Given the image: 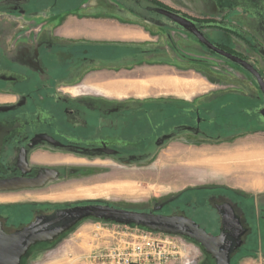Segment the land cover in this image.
<instances>
[{"label": "rangeland", "instance_id": "obj_1", "mask_svg": "<svg viewBox=\"0 0 264 264\" xmlns=\"http://www.w3.org/2000/svg\"><path fill=\"white\" fill-rule=\"evenodd\" d=\"M64 1L0 0V72L9 70L21 81H0V120L28 122L27 118L37 114L41 117L37 105L43 118L55 115L62 124L75 127L98 129L103 125L105 134L114 137L75 145L74 141L62 144L53 137L34 134L17 149L8 146V165L0 172V214L28 222L37 214L60 208L101 204L170 216L184 212L188 204L208 202L221 187L242 195L243 199L237 200L248 208L256 209L257 201L258 213L264 218V177L249 180L243 173L227 174L217 168L221 160L230 166L232 157L241 152L264 164V121L259 117L248 124V119H237V129L219 133L215 129L175 128L140 149L125 141L131 135L127 127L132 121L130 113L150 103L180 101L188 108L209 103L204 108H215L214 102L245 98L257 107L264 106V96L254 78L206 51L164 17L137 18L125 7L123 16L106 17L108 13L114 15L106 0H80L76 10L67 8ZM159 2L205 24L231 27L233 34L212 29L205 32L209 41L226 50L231 47L264 75V0H224L221 14H215V0ZM86 20L133 25L145 32L148 40L123 39L119 43L133 47H119L116 55L108 57L97 54L108 60H79V50L70 46L104 43L84 39L83 32L77 34L79 27L68 36V24L82 26ZM158 54H166V58ZM156 75L163 76L157 79ZM131 78H146L135 81L142 94H117L107 89L111 83L134 82ZM112 79L116 80L103 83ZM144 83L149 87L144 88ZM196 115L208 116L203 109ZM105 117H112L116 123L100 120ZM112 124L118 129L112 131ZM186 212L195 215L192 208ZM113 226L126 234L140 229L129 226L124 230V225L87 219L55 241L35 246L22 264H117L115 245L108 233ZM180 237L186 242L184 258L171 256L167 263L149 264H215L198 243ZM253 241L247 248L257 255L241 251L233 257V264H264V245Z\"/></svg>", "mask_w": 264, "mask_h": 264}, {"label": "flooded vegetation", "instance_id": "obj_2", "mask_svg": "<svg viewBox=\"0 0 264 264\" xmlns=\"http://www.w3.org/2000/svg\"><path fill=\"white\" fill-rule=\"evenodd\" d=\"M77 1H80V0H65L63 2V5H68L69 8L76 10L78 7L76 4ZM88 1L89 0H85V2H88ZM222 1H224V0H222ZM230 1L233 2L234 0H230ZM242 1H244V0H241V2ZM111 2H113V4L116 5L118 8H116V10L113 11L114 15L108 13L106 17H111V16L114 17L115 16L117 18L119 16H123L124 12L122 11V9H123V7H125L126 10L130 13L129 14L130 16H134V17L139 18L140 16L150 15V16L158 17V18L164 17V18L170 20L169 18L158 13L159 10L163 9V10H169L172 12L179 13V14L183 15L184 17H187V18L195 21L197 23L198 29L204 34V36L206 38H207V33L205 32L206 29L220 30L223 32L233 34V29L231 27L225 26L223 24L215 23L214 27H209V26H206L204 28L199 27L198 22L204 24L205 22H203V20H198V19H196V18H194L188 14L181 12V11H178L176 9H172V8H170L164 4H161L159 2V0H155V1L152 0V2H154V3H152L150 1L148 4L145 3V0H111ZM55 4L57 6L59 3L56 2ZM244 11L245 10H243V12ZM99 12H103V11L99 10ZM98 14L104 15L102 13H98ZM171 22H173V21L170 20V24H171ZM127 26L130 27L131 29H134L133 25L127 24ZM177 27H178V30L185 32L188 36H190L194 40H196V42H198L206 51H208L209 53L213 54L216 57H219V56L215 55L213 52H211L210 50H208L206 47H204L197 40V38H195L193 35L186 32L184 29L180 28L178 25H177ZM152 37L155 38V36H152ZM217 46L226 50L224 47H222L220 45H217ZM119 47H125V48L129 49L130 47H133V46H130L128 44L119 43V42H104V43H96V44H74V45L70 46V48H72L74 50H79V55L77 57V59H79V60L87 59V60H101V61L108 60V58H107L108 56L116 55ZM229 48H230V50H226V51L231 52L232 54H235V55L247 60L248 62H250L246 57L242 56V54L237 53L231 47H229ZM72 49H70V50H72ZM98 53L99 54H105L107 57H98V55H97ZM81 54H83V55H81ZM141 54H145V52H143ZM92 55H94L95 57H92ZM225 61H227V60H225ZM228 63H230V62H228ZM233 65H235V64H233ZM236 66L241 68L238 65H236ZM245 72H247V71H245ZM249 75L251 77H253L251 74H249ZM19 80H20V77L17 74L11 73L9 70L5 71L3 73L0 72V81H4V82L8 81L9 83H14V82L18 83V82H21ZM23 80H25V78H23ZM255 82H256V80H255ZM256 84H257V82H256ZM257 86H258V84H257ZM258 88H259V86H258ZM173 102H180V101H173ZM214 103H212V104H214ZM150 104H152V103H150ZM204 105H209V103L202 104L199 107L196 106L195 108H190L189 111L187 110L188 113H185V116L191 118V120H193L195 122V125L188 123L185 125L175 126L171 129H169L167 132H164L163 134L169 133V131L171 132L173 129L180 128V127H191L195 130L201 129L203 131L207 130V129H202L201 125H203L204 121L206 119H208L209 115L207 114L208 115L207 117H204V116L199 117L198 115H196L199 111H201L200 109L203 108ZM35 107L38 109V112L40 113L41 117H39V114H37L36 116H34V118H27L30 120L28 122H25L23 120H21V121H18L15 119L13 120V118H5L4 120H0V126L1 127L5 128V129H11L12 130L9 133V135L4 137V139H3V147H2V151H1V157H0V172L4 169V167L6 168V166L8 165L7 162L5 161L6 160L5 156H6V151H7L8 146L13 145L11 147L14 149H17L18 148L17 146H20L22 144V142L27 141L31 136H34V134H38L40 136L41 135H47L50 137H53V135H52L53 132H55L56 134H59V132L55 128L56 125L53 126V125H50L48 123V120L52 119L53 115H47L46 116L47 118H43V114L41 113L42 110L37 105H35ZM141 107H143V106H141ZM141 107H138L137 109H139ZM261 108H263V106H259L257 108L258 109L257 110L258 111L257 117H259L260 119H261V116L259 114V111L261 110ZM210 117H212V119L209 121L210 124L214 123V126H215V112H213ZM71 127L77 128L73 125ZM235 129H237V128L230 129L227 131H233ZM153 130H154V126L152 125L151 130H149V129L147 130L146 128H144L141 131H137V134L144 133V132L149 133V131H153ZM209 131L214 132L213 130H209ZM219 132H221V131H215V133H219ZM66 137H68V139H69L68 141L64 138H62V139H58V138L56 139L55 137H53V138L57 142H62V144H65V143L71 144L74 141V140L69 138L70 136L66 135ZM135 137H136V135H134V133H132L129 137H127V139H125V141H127V142L130 141L131 143H135ZM159 137H161V136H159V135L156 136V138L154 140H157ZM74 144L76 145V143H74ZM215 193L208 199V202L203 201V202L194 203L193 206L188 204V207L186 210H190L192 208L195 215L194 214L193 215L188 214L186 212V210L184 212L178 213V214H180L184 217H187L189 219H192L193 221L198 223L201 226V228H203L210 235L215 236V237L219 236L222 233V231H223V219L225 217L231 218V216H234L235 218H237L239 223L241 224V226L245 229V235L242 238L243 245L241 246V248L238 250V252L236 254H239L241 251H245V250H249L248 252L253 253L254 250L252 248L246 249L247 246L249 247L248 244H250V242H254L253 240H258L259 245H261V244L264 245V218L261 217L258 213L257 201H255L256 209L255 208H248V207H246V205H244L243 203H241L237 200L240 197L242 198V195H240L238 192H236L234 190L230 191V190L221 189V187H217V191H215ZM2 213H4V212H2ZM49 213H51V212H49ZM49 213L37 214L34 217V219L39 215L49 214ZM178 214L175 213V215H178ZM34 219H32L28 222L27 221L20 222L15 218L4 216V215L0 214V225H1V229L6 234L11 235V234H14L18 231H21L22 229L27 227ZM255 219L257 220L256 223L253 222V220H255Z\"/></svg>", "mask_w": 264, "mask_h": 264}, {"label": "water", "instance_id": "obj_3", "mask_svg": "<svg viewBox=\"0 0 264 264\" xmlns=\"http://www.w3.org/2000/svg\"><path fill=\"white\" fill-rule=\"evenodd\" d=\"M180 28L193 35L208 50L230 63L240 66L256 80L264 96V76L247 60L211 43L198 29L197 23L169 10H159ZM264 121V106L259 111ZM0 126V157L3 139L11 132ZM87 219L118 225L135 226L149 231L179 235L198 243L215 260V264H232V259L243 245L245 229L234 216L223 219V231L215 237L201 226L182 215H163L131 211L110 205L88 204L60 208L37 216L27 227L14 234H6L0 225V264H22L30 251L41 243L53 242Z\"/></svg>", "mask_w": 264, "mask_h": 264}, {"label": "trees", "instance_id": "obj_4", "mask_svg": "<svg viewBox=\"0 0 264 264\" xmlns=\"http://www.w3.org/2000/svg\"><path fill=\"white\" fill-rule=\"evenodd\" d=\"M67 8L69 6L67 5ZM196 20V19H195ZM197 21V20H196ZM198 22V21H197ZM199 27H214V24L212 23H199ZM51 57L56 59V55L52 53L50 50ZM262 74V73H261ZM263 75V74H262ZM264 76V75H263ZM25 77V75H24ZM23 80V82H25ZM230 102H215V108H201L200 110H205L206 113L209 115L208 119H206L201 125L202 129L207 130H213L215 131H224V130H230L239 127L237 123V119L247 120L245 121L248 123H251L249 121H252L254 117H257V104L254 101L245 99V98H236ZM212 105V104H211ZM209 105H207L208 107ZM190 108L184 106L182 103L179 102H169V103H152L147 104L135 111H132L130 116H132V121L128 123L127 127L130 128L131 134L134 133L136 135L135 137V147L137 149H140L139 147L150 145L154 142V139L156 136L163 134L164 132H167L169 129L185 125V124H192L195 125V122L191 120V118L185 116V113H188ZM215 112V126L214 123L210 124V120L212 117V113ZM253 115V117H251ZM120 117V115H118ZM121 118L123 121L127 122L126 117L124 114L121 115ZM107 119L109 121H113L112 117L109 118H100ZM99 120V122H100ZM209 124H208V123ZM48 123L50 125H56L55 128L59 132V134H56L53 132V137L56 139H66L69 140L66 135L70 136L69 138L74 140V143H82L83 145L93 143L95 141L102 140L105 137H114L113 135H107L105 134V127L102 125V127L99 125V128L96 129L93 126L89 125H83L81 127H71L68 123L62 124L60 120L57 118V116L53 115L52 119L48 120ZM113 123H116V121H113ZM246 123V124H248ZM101 124V122H100ZM154 126L153 131H149V133L144 132L137 134V131H141L144 128L147 130H151V126ZM110 129L112 131L117 130L116 124H112L110 126ZM116 134V132L114 133ZM107 135V136H106ZM119 145H114V149H119ZM248 249V248H246ZM249 250L244 251V255H252L256 256L257 254H253L248 252ZM233 264V259H232Z\"/></svg>", "mask_w": 264, "mask_h": 264}, {"label": "crops", "instance_id": "obj_5", "mask_svg": "<svg viewBox=\"0 0 264 264\" xmlns=\"http://www.w3.org/2000/svg\"><path fill=\"white\" fill-rule=\"evenodd\" d=\"M106 2L110 3V5L112 6V7L110 6L111 8H109L108 10H110L111 12L116 10L117 6L114 5L113 2H111V0H106ZM222 7H223L222 1H220V0L216 1L215 0V14H221L222 13V10H221ZM111 17H113V16H111ZM74 27L75 28L79 27L82 30L79 32V28H78L77 34L79 35L81 32H83L81 35H83L84 39H86V40H95V41H102V42H119L123 39L132 40L134 38L141 39L142 41L148 40V35L145 32H143L140 28L134 27V29H131L127 25L125 26V25L118 23L117 21H113V20H110V21L109 20L108 21H105V20L104 21H102V20L101 21H92V20L87 21L86 20L85 23L82 24V26L77 25L74 22L72 24L70 23V24H68V27L65 29V31L68 33V36L74 35V33H73ZM77 34H76V36H78ZM141 35H143V38L140 37ZM149 38H150V40L154 39V38L152 39L151 37H149ZM158 56L166 58V54H158ZM162 76L163 75L157 76V79L162 78ZM145 79L146 78H131V80H133L134 82L120 81L118 83H111V82H114V80H116V79H112V81H110V82H107V80H105V81H103V83L104 82H105V84L111 83L110 87L107 89L111 88L110 90L117 93V94H123V93L124 94H135V93L142 94L141 92H143V91L137 90V88H139L140 84H137L135 81H143ZM116 85H119V86H116ZM122 85H123V87H122ZM120 86H121V88H120ZM243 155H246V156H243ZM247 156H250V155H248V153L241 152V153H238L237 155L232 157L233 160L231 159L232 162L230 163V167H231L233 172L230 171L231 170L230 167H228L224 163H221L222 161L220 162L221 166L219 164L218 165L219 167L217 166V168L222 169L223 172L224 173L227 172V174L237 173V172L243 173L244 176L247 174L246 175L247 178L246 177L245 178L249 179V180L254 178V177H256V179L263 178L264 174H262V173H264V169H263L264 164L257 166L258 163L251 160L255 156L254 157L250 156L251 158L247 157ZM235 157H237L238 159H236ZM229 159L230 158H228L227 160H229ZM242 160H244V161H242ZM240 162H241V164H244V166L240 165ZM233 163L235 164V166L232 165ZM212 164H215V162H212ZM224 166H226V167H224ZM260 166H263V167H260ZM235 167H237V168H235ZM254 169L257 171H255ZM234 170H235V172H234ZM259 170H260V172H259ZM229 171H230V173H229ZM251 172H252V174H251ZM250 174H251V176H250ZM256 174H258V175H256ZM260 193H262V192H260Z\"/></svg>", "mask_w": 264, "mask_h": 264}, {"label": "built area", "instance_id": "obj_6", "mask_svg": "<svg viewBox=\"0 0 264 264\" xmlns=\"http://www.w3.org/2000/svg\"><path fill=\"white\" fill-rule=\"evenodd\" d=\"M129 226L124 225V230ZM140 228V227H139ZM110 243L115 245L117 264H149L155 261L176 260L185 257L186 242L179 235H171L149 231L143 228L136 229L135 233L121 232L119 226L108 229ZM122 260V262H121ZM153 260V261H152ZM173 260V259H172Z\"/></svg>", "mask_w": 264, "mask_h": 264}, {"label": "bare ground", "instance_id": "obj_7", "mask_svg": "<svg viewBox=\"0 0 264 264\" xmlns=\"http://www.w3.org/2000/svg\"><path fill=\"white\" fill-rule=\"evenodd\" d=\"M155 83H156V81H155ZM148 85H150V84H148V83H144V88L149 87ZM116 86H119V85H116ZM132 86H133V85H132ZM122 87H123V85H122ZM120 88H121V86H120ZM132 88H133V87H132ZM243 156H246V155H243ZM247 157H250V156H247ZM251 157H252V156H251ZM251 157H250V158H251ZM235 158L238 159L237 157H235ZM259 158H260V157H259ZM252 159H253V158H252ZM252 159H251V160H252ZM232 160H233V159H232ZM239 160H240V159H239ZM245 160H246V159H245ZM247 160H248V159H247ZM221 161H222V160H221ZM236 161H237V160H236ZM242 161H244V160H242ZM231 162H232V161H231ZM260 162H261V161H260ZM234 163H235V162H234ZM234 163H233L232 165L235 166ZM242 163H243V162H242ZM232 165H231V166H232ZM236 165H237V164H236ZM238 165H239V164H238ZM240 165H243V166H244V164H241V162H240ZM245 165H246V164H245ZM258 165H261V164H257V166H258ZM218 167H219V166H218ZM224 167H226V166H224ZM228 167H230V166H228ZM255 167H256V166H255ZM260 167H263V166H260ZM221 168H222V167H221ZM235 168H237V167H235ZM235 168H234V169H235ZM238 168H239V167H238ZM230 169H231V167H230ZM246 169H247V168H246ZM263 169H264V168H263ZM254 170H255V169H254ZM230 171L233 172L232 169H231ZM230 171H229V173H230ZM236 171H237V170H236ZM255 171H257V170H255ZM234 172H235V170H234ZM259 172H260V170H259ZM226 173H227V172H226ZM251 174H252V172H251ZM251 174H250V176H251ZM262 174H264V173H262ZM233 175H234V174H233ZM246 175H247V174H246ZM246 175H245V177H246ZM256 175H258V174H256ZM246 178H247V177H246ZM241 180H242V179H241ZM247 182H248V181H247Z\"/></svg>", "mask_w": 264, "mask_h": 264}]
</instances>
